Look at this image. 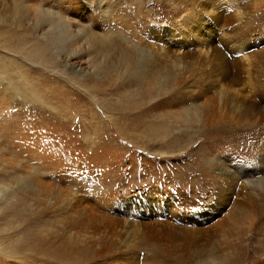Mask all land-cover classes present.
I'll use <instances>...</instances> for the list:
<instances>
[{
  "label": "rangeland",
  "instance_id": "rangeland-1",
  "mask_svg": "<svg viewBox=\"0 0 264 264\" xmlns=\"http://www.w3.org/2000/svg\"><path fill=\"white\" fill-rule=\"evenodd\" d=\"M20 1L62 13L73 30L142 34L163 44L167 56L175 53L172 41H181L192 62L201 52L194 44L201 24L191 22L203 15L202 0H103L99 6L98 0ZM208 2L231 9L228 33L232 28L242 41L256 37L249 44L264 49V0ZM104 5L109 12L102 16ZM204 17L210 33L225 29L212 13ZM26 22L23 45L35 34ZM130 22L138 27L126 28ZM70 38L55 44L62 56L50 55L58 58L55 69L30 60L28 45L22 52L0 47L3 61L22 66L21 80L27 76L34 86L19 100L0 86V264H264V189L240 180L226 200L218 199L224 183L210 165L221 160L231 169L263 168L257 150L264 122L248 130L254 137L240 133L234 120L220 127L236 136L201 122L189 123L187 132L178 116L192 108L199 83L186 95L178 81L167 92L147 94L140 76L113 85L91 80L87 66L96 54ZM76 48L79 57H66ZM256 73L264 84V63ZM155 123L171 125L174 133L156 138L144 132ZM254 192L260 198L255 203L247 199Z\"/></svg>",
  "mask_w": 264,
  "mask_h": 264
},
{
  "label": "bare ground",
  "instance_id": "bare-ground-1",
  "mask_svg": "<svg viewBox=\"0 0 264 264\" xmlns=\"http://www.w3.org/2000/svg\"><path fill=\"white\" fill-rule=\"evenodd\" d=\"M102 1L98 0V6L102 4ZM208 1L210 0L200 1L199 11L203 15L199 20H192L191 22H199L201 24L200 32L194 38L196 41L194 44L201 46L200 55L195 62L190 60L191 56L186 51L185 44L181 41H172V45L176 46L174 49L175 53L167 56V49H164L163 44H153L150 41L151 39H145L142 34L137 33V35L141 36L138 38L132 32L125 31H122V33L116 31L104 35L97 34L91 30H85L81 26L73 30L72 23L62 13L39 6L28 7L20 0L18 4L7 1H4V4L3 2L0 3V47H3V49L10 47L15 52L23 51L24 48L21 45L26 40L28 41V38L22 37L21 34L23 30L21 27H23V21L25 20L27 21L26 23L33 26V30L35 31L32 41L30 40L31 42L25 44L30 46L27 49V55L30 60L33 59L47 68L55 69L53 65L56 64L59 57V59L62 57L60 56L61 54H58L60 53L58 52L60 45L56 47L55 44H61L62 39L66 37H71L73 40L80 39L81 44L88 45L96 54L87 66L89 67L87 75H89L91 80H99L104 84L113 85L118 82L124 84L131 78L140 76L143 82L148 85L147 94L150 91L167 92L178 81V85L181 86L182 92L186 95L187 92L189 93L186 88L199 83L201 85L199 91L193 94V97L190 95L194 102L192 108L184 109L181 111L180 116H178L179 122H182L181 125L186 127L185 130L187 132L192 128L189 123L201 122L204 128H211L214 133L218 132L220 135L230 133L235 135L230 129L225 130L224 126L220 127L223 123H225L224 125H230L229 122L232 120L237 121L236 124L239 130L241 127L243 128H241L240 133L243 131L248 132V130L252 131L256 125L264 122V84L258 77V69L256 73V67L264 63V49L257 48L259 44L256 41L251 45L249 44V41L256 37H251L249 41H247V38L245 41H242L240 35L238 37L235 35V32L231 33L233 31L232 28H230V33H228L227 29H229L230 23L233 22V20H230V16L234 19L231 9H222V6L217 4L211 5ZM108 9L105 5L100 6V9H98L99 14L102 16L108 14ZM210 13L213 14L214 21L225 22V29L218 34L210 33L212 27H209L206 17H204V14L206 16ZM188 18L190 19V17ZM132 23H134L133 26ZM137 24L136 22H130L124 24V26L130 29L135 27V25L138 27ZM238 34L240 33L238 32ZM208 35H211V37H208ZM229 43L232 46L228 45ZM251 47L256 49H253V52L250 53L248 51L252 50ZM77 49L79 48H76L75 51H67L66 57H79L80 52ZM63 52H65V49ZM229 53L232 54V58L228 57ZM51 54H56L57 60L54 59L55 57L51 58ZM4 55V52L3 55H0V86L5 87L7 93H10L11 98L14 100L22 99V97L27 98L29 95L28 91L34 86L28 82L30 80L26 81L27 76L21 80L24 73L22 72L23 67L19 64L11 65L4 62ZM164 55L166 58H164ZM167 57H169L168 60ZM168 62L177 67L175 68V72L168 66ZM185 63L188 65H185ZM79 71L82 72V69ZM62 73L67 75L66 69H63ZM196 73L199 75V77L196 75L197 79H192L185 83L187 78ZM81 76L82 74L79 73L75 77ZM138 104L137 106L140 105ZM137 106L135 105L134 107ZM138 113L142 114L141 112ZM170 126L169 124L161 126L155 123L146 128L144 132L153 134L158 138L163 136L164 132L169 135L173 134L174 132L171 131ZM251 133L248 132L244 135L254 137L252 136L253 133ZM257 153L259 154L258 158H260V162L264 163V142L261 147L259 146ZM210 162L213 169L221 171L220 175L222 179L220 180L224 183L217 190L218 199L225 198L224 200H226L228 191L231 190L232 192V188L240 180H242L245 187L255 190L264 189V166L256 170L245 171L240 169V167L231 169L221 160H211ZM241 172L242 174H240ZM252 174L253 176H250ZM2 192V189H0V194ZM247 199L254 203L260 200L256 192L248 195ZM238 206L244 207L243 204H238ZM244 210L246 211L245 213L249 211L248 208ZM249 215L253 217V211H249Z\"/></svg>",
  "mask_w": 264,
  "mask_h": 264
}]
</instances>
